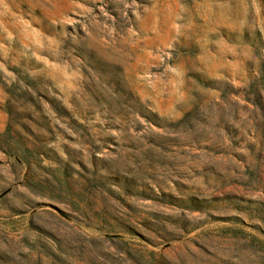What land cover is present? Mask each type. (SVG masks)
Listing matches in <instances>:
<instances>
[{
  "label": "rangeland",
  "instance_id": "rangeland-1",
  "mask_svg": "<svg viewBox=\"0 0 264 264\" xmlns=\"http://www.w3.org/2000/svg\"><path fill=\"white\" fill-rule=\"evenodd\" d=\"M264 0H0V264H264Z\"/></svg>",
  "mask_w": 264,
  "mask_h": 264
},
{
  "label": "trees",
  "instance_id": "trees-1",
  "mask_svg": "<svg viewBox=\"0 0 264 264\" xmlns=\"http://www.w3.org/2000/svg\"><path fill=\"white\" fill-rule=\"evenodd\" d=\"M263 78H264V74H261L260 78L258 79V81L255 82V86L260 85L261 83H263Z\"/></svg>",
  "mask_w": 264,
  "mask_h": 264
}]
</instances>
